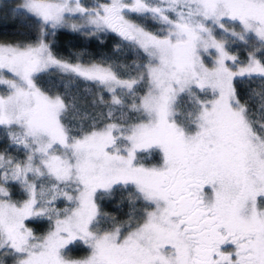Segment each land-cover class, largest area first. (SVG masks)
Instances as JSON below:
<instances>
[{
    "label": "snow or ice",
    "instance_id": "obj_1",
    "mask_svg": "<svg viewBox=\"0 0 264 264\" xmlns=\"http://www.w3.org/2000/svg\"><path fill=\"white\" fill-rule=\"evenodd\" d=\"M0 13V264H264V0Z\"/></svg>",
    "mask_w": 264,
    "mask_h": 264
},
{
    "label": "trees",
    "instance_id": "obj_2",
    "mask_svg": "<svg viewBox=\"0 0 264 264\" xmlns=\"http://www.w3.org/2000/svg\"><path fill=\"white\" fill-rule=\"evenodd\" d=\"M25 31L26 29L19 26L16 21H13L10 18H4L3 14L0 13V39H23L24 37L17 35V33ZM102 39L104 42L100 43L97 40H85L82 36L70 31H62L57 33L56 36V51L64 57H68L69 53L77 52L86 48L93 58H98L101 55L110 54L112 47L116 42L115 38L112 36L103 37ZM130 59L131 58H129V60ZM127 210L128 209L125 207L118 211L112 204H106L104 206V211L121 218H123V212H126ZM30 226L38 228L39 230H43V228L46 227V225Z\"/></svg>",
    "mask_w": 264,
    "mask_h": 264
}]
</instances>
